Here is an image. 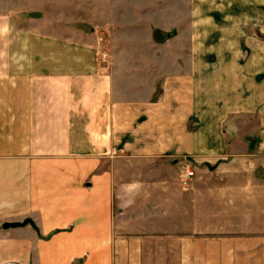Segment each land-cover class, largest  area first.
I'll return each mask as SVG.
<instances>
[{
  "label": "crops",
  "instance_id": "crops-1",
  "mask_svg": "<svg viewBox=\"0 0 264 264\" xmlns=\"http://www.w3.org/2000/svg\"><path fill=\"white\" fill-rule=\"evenodd\" d=\"M82 2L98 67L0 11V264H264V0Z\"/></svg>",
  "mask_w": 264,
  "mask_h": 264
},
{
  "label": "rangeland",
  "instance_id": "rangeland-1",
  "mask_svg": "<svg viewBox=\"0 0 264 264\" xmlns=\"http://www.w3.org/2000/svg\"><path fill=\"white\" fill-rule=\"evenodd\" d=\"M84 5L82 0H72L70 3L65 0H11L5 1L4 4L0 3V11L9 10L16 15L18 12L21 13L18 18L13 15L10 20L11 26L15 27L11 33L13 48L10 57L17 58L23 53L17 50L18 44L22 42V45L27 46L25 52L27 58H40L46 61L90 60L95 61L97 67L104 64V60L110 59L112 53L109 46L111 36L107 33L109 30L98 35L94 29L95 25L88 23L90 21L86 18L87 11L83 8ZM29 16L35 19L44 18L46 21L42 20L41 25L34 26L33 21H27L26 18ZM55 17L58 21H55ZM66 21L72 22V33L59 28L60 26L51 27L55 22L60 24ZM19 22L20 25L21 22L26 24V35L18 34L16 27Z\"/></svg>",
  "mask_w": 264,
  "mask_h": 264
},
{
  "label": "water",
  "instance_id": "water-1",
  "mask_svg": "<svg viewBox=\"0 0 264 264\" xmlns=\"http://www.w3.org/2000/svg\"><path fill=\"white\" fill-rule=\"evenodd\" d=\"M8 224H5L4 227H7Z\"/></svg>",
  "mask_w": 264,
  "mask_h": 264
}]
</instances>
